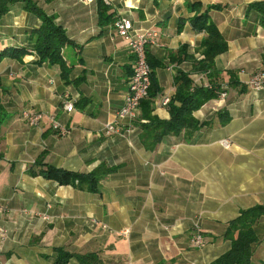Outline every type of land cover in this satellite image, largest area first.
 Instances as JSON below:
<instances>
[{"label":"crops","instance_id":"0c3cea01","mask_svg":"<svg viewBox=\"0 0 264 264\" xmlns=\"http://www.w3.org/2000/svg\"><path fill=\"white\" fill-rule=\"evenodd\" d=\"M30 1L75 45L62 51L65 81L58 65L37 63L29 36L41 22L23 0L0 18V52H29L22 61H0V264H57L58 250L72 256L66 264L88 255L95 256L93 264H210L228 251V223L241 211L264 207V90L247 85L264 74V0H103L111 15L103 25L97 0ZM207 7H214L209 20L227 50L214 59L218 96L193 113L199 128L148 149L139 108L119 133L105 135L123 105L133 64L114 22L126 18L134 30L157 34L146 47L160 90L151 115L168 120L159 102L175 94L179 71L197 86L209 85L205 73L192 69L206 34L189 22ZM183 46L193 60L178 53ZM64 92L76 101L71 113L61 108ZM25 113L43 119L31 127ZM50 117L67 135L51 129ZM223 139L229 149L219 144ZM40 165L78 174L111 171L89 192L43 178ZM255 230L251 264H264V216ZM197 232L202 248L192 243Z\"/></svg>","mask_w":264,"mask_h":264},{"label":"trees","instance_id":"16d2710c","mask_svg":"<svg viewBox=\"0 0 264 264\" xmlns=\"http://www.w3.org/2000/svg\"><path fill=\"white\" fill-rule=\"evenodd\" d=\"M17 0H0V18L8 12L10 4ZM25 9L36 15L41 25L38 29L30 32L29 41L32 50L38 57L37 63L48 61L51 65H58L61 68V78L67 81L68 70L62 51L66 47L75 44L69 40L63 29L55 23V18L45 14L30 0H23ZM194 5H192L193 7ZM199 6H197V9ZM214 7H207L202 13L190 19L192 28L198 32H204L205 38L201 41L197 52L202 58L193 62L194 72L205 73L209 79L208 86H197L193 83L188 73L179 71L175 79L176 90L167 105L169 112L168 120H161L151 115L153 99L159 93V88L154 78L153 67L147 57L152 72L150 87L147 97L141 101L140 109L142 117L147 123L142 124L143 134L141 135L143 145L148 149H153L163 137L168 135L178 136L183 131L191 135L199 128L198 121L193 117V113L199 110L208 101L218 96L219 87L212 79L217 76L214 70V59L217 55L227 50V43L220 35L217 27L209 20V11ZM108 8L103 0H97V15L100 25H103L111 18ZM183 21L179 22L178 30L182 27ZM179 54H184V59L193 60L192 56L186 55V47L178 50ZM29 54L26 49H5L0 52V61L4 58L17 59ZM147 56V55H146ZM2 107L0 104V115ZM111 170L99 167L90 174H78L57 169L50 165H40L38 174L47 180H52L59 185H78V187L89 192H96L100 179ZM31 174H36L32 172ZM264 216V207H253L244 211L228 223L224 238L230 242L228 251L216 258L210 264H251L253 246L259 242V237L255 230L258 220ZM57 264H66L72 256L62 250L57 251ZM80 264H93L96 261L94 255L78 257Z\"/></svg>","mask_w":264,"mask_h":264},{"label":"built area","instance_id":"2783aa9c","mask_svg":"<svg viewBox=\"0 0 264 264\" xmlns=\"http://www.w3.org/2000/svg\"><path fill=\"white\" fill-rule=\"evenodd\" d=\"M114 30L116 34L124 39L127 43V47L133 57L132 73L127 84V90L124 94L123 105L116 111L115 119L113 122L104 126V134L110 136L112 134L119 133L121 123L124 121H133L137 118V111L140 108V103L147 97V93L150 87L151 68L147 63L146 47L149 43L156 38L157 34L153 31H136L133 29V25L130 20L126 18H118L114 22ZM254 91L264 90V74H254L247 83ZM220 97L224 99L225 94H220ZM169 98L165 97L159 105L166 107L169 103ZM61 108L71 113L75 110V99L67 92L60 95ZM25 121L31 127L37 126L43 119L41 114H23ZM51 129L60 136H65L68 133L67 128L60 125L52 117H50ZM219 144L224 149L231 147V142L228 139L219 141ZM49 207V206H48ZM5 207L3 205V199L0 196V213H3ZM22 212L26 213L25 210ZM46 219V216H43ZM96 223V221H93ZM97 224V223H96ZM105 228L104 226H102ZM128 231H123L122 234H127ZM192 243L195 247L202 248L205 244L203 236L198 232L192 237Z\"/></svg>","mask_w":264,"mask_h":264},{"label":"rangeland","instance_id":"374dc122","mask_svg":"<svg viewBox=\"0 0 264 264\" xmlns=\"http://www.w3.org/2000/svg\"><path fill=\"white\" fill-rule=\"evenodd\" d=\"M167 107V106H166ZM34 114H41L42 115V113H34Z\"/></svg>","mask_w":264,"mask_h":264}]
</instances>
